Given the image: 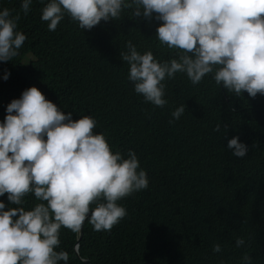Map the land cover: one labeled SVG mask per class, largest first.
<instances>
[{"label":"trees","instance_id":"1","mask_svg":"<svg viewBox=\"0 0 264 264\" xmlns=\"http://www.w3.org/2000/svg\"><path fill=\"white\" fill-rule=\"evenodd\" d=\"M20 3L0 0V9L19 11ZM43 6L33 0L29 13H21L17 28L27 39L16 57L0 61V123L7 105L35 86L73 120L95 118L93 132H102L113 152L126 156L132 149L149 181L147 189L118 202L127 216L110 232L84 222L79 256L93 264H242L247 253L252 264H264V221L241 219L243 212L254 221L242 201L253 196L255 203L264 202V95L237 96L209 81L174 91L179 83L168 86L167 79L168 104L145 103L128 88L133 85H127L120 53L131 40L140 53L152 49L167 60L155 38V13L146 19L125 9L119 19L101 20L90 30L66 15L49 31L40 18ZM178 98L186 102L185 113L170 124ZM216 124L220 128L213 131ZM234 136L247 145L242 158L227 147ZM0 201L5 210H30L40 202L32 193L22 205L11 204L7 194ZM77 236L62 228L57 251L69 254L68 264H87L75 253ZM237 237L245 246H235ZM215 244L221 252L213 251Z\"/></svg>","mask_w":264,"mask_h":264},{"label":"clouds","instance_id":"2","mask_svg":"<svg viewBox=\"0 0 264 264\" xmlns=\"http://www.w3.org/2000/svg\"><path fill=\"white\" fill-rule=\"evenodd\" d=\"M40 2L44 5L40 18L49 31H55L66 15L80 29L90 30L101 20L119 19L125 9L146 19L155 13L159 20L155 38L169 54L167 60L156 58L152 49L140 53L131 40L120 53L127 63L122 66L125 80L133 85L128 88L145 103L164 108L166 85L176 82L174 91L209 81L237 96L242 92L253 98L264 95V0ZM32 4L33 0H21L19 11L0 9V61L16 57L27 39L17 26L21 13L27 15ZM174 52L176 57L170 58ZM177 102L170 124L185 113L186 102L181 98ZM6 113L0 123V196L7 194L11 204L22 205L32 193L40 202L30 210H5L0 201V264H68L69 254L57 251L62 228L78 234L75 253L93 264L78 254L84 222L94 231L110 232L127 216L118 202L148 188L146 170L132 149L126 156L113 152L105 135L93 132L95 118L84 115L73 120L71 113H63L35 86L13 99ZM219 128L216 124L213 131ZM227 147L240 158L248 150L235 136ZM245 200L254 221L237 209L242 222L262 223L264 202L255 203L253 196ZM235 246H245V239L237 237ZM213 251L221 252V245H213ZM252 259L247 253L241 257L242 264H252Z\"/></svg>","mask_w":264,"mask_h":264},{"label":"water","instance_id":"3","mask_svg":"<svg viewBox=\"0 0 264 264\" xmlns=\"http://www.w3.org/2000/svg\"><path fill=\"white\" fill-rule=\"evenodd\" d=\"M81 234H82V229H81V231H80V234H79V237H78V240H79V238L81 237ZM142 264H145V262H143ZM151 264H155L153 261H151Z\"/></svg>","mask_w":264,"mask_h":264},{"label":"rangeland","instance_id":"4","mask_svg":"<svg viewBox=\"0 0 264 264\" xmlns=\"http://www.w3.org/2000/svg\"><path fill=\"white\" fill-rule=\"evenodd\" d=\"M29 58H31V57L28 56V57L25 59V61H28ZM0 73H2V72H0ZM1 77H2V75L0 74V78H1Z\"/></svg>","mask_w":264,"mask_h":264}]
</instances>
